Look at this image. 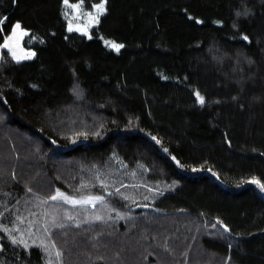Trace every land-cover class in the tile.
Listing matches in <instances>:
<instances>
[{
  "label": "trees",
  "instance_id": "16d2710c",
  "mask_svg": "<svg viewBox=\"0 0 264 264\" xmlns=\"http://www.w3.org/2000/svg\"><path fill=\"white\" fill-rule=\"evenodd\" d=\"M17 22L0 264H264V0H0V46Z\"/></svg>",
  "mask_w": 264,
  "mask_h": 264
},
{
  "label": "rangeland",
  "instance_id": "374dc122",
  "mask_svg": "<svg viewBox=\"0 0 264 264\" xmlns=\"http://www.w3.org/2000/svg\"><path fill=\"white\" fill-rule=\"evenodd\" d=\"M77 12H79V15L77 17L80 18L78 20H79V26L81 28L75 27L71 24L69 27L71 29H77L78 31L89 33V27L98 22L100 16L104 13V10L101 13L96 8L94 11L90 12V11L82 9L79 6H75L74 16L77 15ZM81 12H83L84 14ZM16 24H19L20 28L17 29L14 26L13 31L6 37L4 43L0 46V59L2 57L3 51L5 50L8 51L16 60H26L28 58H23V57L31 56V58H34L36 55V50L34 48H29L24 44V38L29 33V30L23 27L20 22H17ZM5 45L7 46L5 47ZM13 53L15 55H13ZM17 58H20V59H17ZM58 196L61 199L64 198L70 201L71 203L90 204L93 206L96 205L98 201L104 198V196L102 195H94V194L72 196L65 192H60ZM0 246H1V243H0Z\"/></svg>",
  "mask_w": 264,
  "mask_h": 264
},
{
  "label": "snow or ice",
  "instance_id": "6c2138e0",
  "mask_svg": "<svg viewBox=\"0 0 264 264\" xmlns=\"http://www.w3.org/2000/svg\"><path fill=\"white\" fill-rule=\"evenodd\" d=\"M65 2L67 3V0H65ZM95 7H96L101 13H102L103 10H104V8H103V4L96 5ZM238 15H239V14H238ZM15 27H16L17 29H19V28H20V25H19V24H16ZM243 39L247 40L248 38L245 36V37H243ZM105 43L108 44L110 47L114 48L117 52L119 51V49H120L121 47H123V45H116V44L111 43V42H109V41H105ZM6 46H7V45H5V47H6ZM13 55H15V54L13 53ZM32 55H34V54H32ZM23 58H28V59H30L31 56H27V57H23ZM17 59H20V58H17ZM196 95L199 97V103H200V104H203V103H204V98L201 97V96H199V93H196ZM252 183L257 184L262 190H264V183L260 182L259 180H257V179H253V180H252ZM53 199H55V197H53Z\"/></svg>",
  "mask_w": 264,
  "mask_h": 264
},
{
  "label": "water",
  "instance_id": "95a60500",
  "mask_svg": "<svg viewBox=\"0 0 264 264\" xmlns=\"http://www.w3.org/2000/svg\"><path fill=\"white\" fill-rule=\"evenodd\" d=\"M151 206L149 204H142V205H138L136 206V209H150Z\"/></svg>",
  "mask_w": 264,
  "mask_h": 264
}]
</instances>
